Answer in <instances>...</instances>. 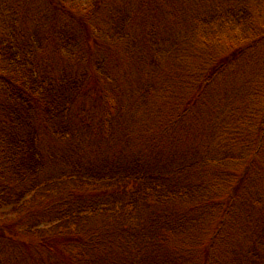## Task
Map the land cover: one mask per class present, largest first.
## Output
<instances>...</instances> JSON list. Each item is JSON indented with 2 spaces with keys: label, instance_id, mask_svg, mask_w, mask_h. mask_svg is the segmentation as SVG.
<instances>
[{
  "label": "trees",
  "instance_id": "1",
  "mask_svg": "<svg viewBox=\"0 0 264 264\" xmlns=\"http://www.w3.org/2000/svg\"><path fill=\"white\" fill-rule=\"evenodd\" d=\"M54 1L56 51L119 54L114 80L44 57L0 0V211L30 208L0 220V264H24L22 249L57 252L51 264H264L259 1L85 0L84 17ZM26 218L50 227L37 242L13 229Z\"/></svg>",
  "mask_w": 264,
  "mask_h": 264
},
{
  "label": "rangeland",
  "instance_id": "2",
  "mask_svg": "<svg viewBox=\"0 0 264 264\" xmlns=\"http://www.w3.org/2000/svg\"><path fill=\"white\" fill-rule=\"evenodd\" d=\"M16 1V6H17V11H15V6L13 3V8L9 9L10 14L11 13H18V17H20L21 19L26 18L28 24L25 26L26 30H29V33L33 36L37 38L36 43L40 44L43 48L44 51V57H46L45 55H48L49 57H55L57 62H59L60 66L62 65V62H66L71 64H75L77 63H82V64H86V65H90L93 64L95 66H101L102 69H104V71L107 72L108 75H110V77L112 78V80H114V58L116 56H118L119 54H111L107 57H100L97 55L94 56L95 58H99L96 62L101 63V64H97L94 62H91L88 64V60L86 55L88 54V48L87 45H82L85 44L84 42L78 43L76 41H79L78 39L74 40V42L72 41V45H74V47H72V52L71 49H69L68 52L66 51H60L59 53L56 51V42H54V38L53 37H49L46 33L47 28L46 27H53V24H55L56 22H58V18L56 17L57 15L54 14L53 12H56L55 10L58 9L55 5H53L51 3L50 6V2H48L49 0H15ZM74 1L76 6H70L65 3V6L67 8H70L72 10V13H74L75 15H81V17H84L85 15H87V11L86 10H90L92 8V3H90V5L88 3H86L85 0H71ZM90 2H92V0H89ZM259 1V5L261 7L258 6V8H264V0H258ZM56 4H60L59 0H55L54 1ZM50 6L51 8L54 7L55 10L52 8V11L50 10V8L48 7V11H50L51 13H47V6ZM110 5H114V0H108V5L107 7H109ZM169 6V5H168ZM167 10H161L160 14L161 16H164L162 13H165ZM168 11H170L168 9ZM178 12H180V10H178ZM26 15V16H25ZM64 15V14H63ZM60 18H62V14H60ZM70 18V17H69ZM30 19V21H28ZM74 22V25H73ZM76 22V23H75ZM67 23H70V25H72V31H74V34H76V31L78 32H82L80 26L78 27V22L76 17H72L70 19H65L64 20V24L63 25H67ZM78 23V24H77ZM50 24H52L50 26ZM56 25V24H55ZM69 25V26H70ZM45 28V31L42 34V31L40 28L38 27H43ZM58 26H61V24H59ZM68 26V27H69ZM75 28H74V27ZM91 29L93 30V25L90 24ZM67 27V28H68ZM45 33V35H44ZM67 38V40L69 39H73V37L71 36V34L68 32H66L65 34ZM42 39H41V38ZM49 43L51 44V46L49 45ZM54 44V45H53ZM74 48V49H73ZM76 48V49H75ZM56 51V52H55ZM101 53V52H100ZM63 54L62 59H60V56ZM82 57H84L82 59ZM93 61V60H92ZM41 64H44L41 62ZM41 68L45 69L47 67H43L41 66ZM52 75H54V68L52 69ZM108 90H111V87H108ZM97 92H95V90L93 89L90 92V95L92 96L93 94L96 95ZM109 97V96H108ZM19 208H7L4 209L3 211H0V220L2 221L3 224H6L8 227L19 223L17 220H20L21 215L23 214V216H28V212H29V206L27 205L21 212L18 211ZM39 223V222H38ZM38 225V224H37ZM32 225L29 224L27 218L24 220V225L23 224H19V226H13V229H16L18 231V233L20 234H24L26 236V239H31L34 242H37L39 240V232H37L38 230L41 231L43 229H49V225L47 223H41L40 226L38 227H34L32 230H30V227ZM30 231V232H29ZM24 236V237H25ZM181 244V243H180ZM237 244L241 245V250L246 251L247 250V242L241 238V237H237ZM39 248L40 244H36ZM68 245V244H67ZM25 248V247H23ZM44 248H46L44 246ZM69 249V246H68ZM17 253L20 254V258H22V260L24 261V264H51L53 260H57L60 259V255L55 252L52 254H49L46 250L42 249V250H38L35 251L33 249H28V251H26V249H22L20 252L18 251ZM244 257L245 254H243ZM204 256L203 253H201L200 255H198L197 257H201ZM241 257V256H240ZM234 261H232V260ZM229 259L228 262H226V264H244V262L242 260H244L242 257L238 258V259H234L233 257H231ZM200 263V261H199Z\"/></svg>",
  "mask_w": 264,
  "mask_h": 264
}]
</instances>
